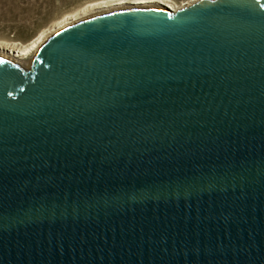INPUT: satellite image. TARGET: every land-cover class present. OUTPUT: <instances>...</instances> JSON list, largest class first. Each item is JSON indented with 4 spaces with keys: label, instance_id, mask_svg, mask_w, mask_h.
Masks as SVG:
<instances>
[{
    "label": "water",
    "instance_id": "1",
    "mask_svg": "<svg viewBox=\"0 0 264 264\" xmlns=\"http://www.w3.org/2000/svg\"><path fill=\"white\" fill-rule=\"evenodd\" d=\"M0 264H264V0L111 11L0 57Z\"/></svg>",
    "mask_w": 264,
    "mask_h": 264
},
{
    "label": "rangeland",
    "instance_id": "2",
    "mask_svg": "<svg viewBox=\"0 0 264 264\" xmlns=\"http://www.w3.org/2000/svg\"><path fill=\"white\" fill-rule=\"evenodd\" d=\"M91 1L96 0H0V41L29 43L50 33L64 15Z\"/></svg>",
    "mask_w": 264,
    "mask_h": 264
},
{
    "label": "bare ground",
    "instance_id": "3",
    "mask_svg": "<svg viewBox=\"0 0 264 264\" xmlns=\"http://www.w3.org/2000/svg\"><path fill=\"white\" fill-rule=\"evenodd\" d=\"M195 0L180 2L178 0H96L86 3L85 5L72 10V12L64 15L57 20L53 25V30L50 33L41 35L39 38L29 43H17L0 41V57L7 58L24 67L31 66L34 61L33 55L39 50L43 42L55 30H60L68 25L79 22L81 20L117 10L129 8H155L166 6L171 10H177L180 7L187 5ZM31 56V57H30ZM35 56V55H34Z\"/></svg>",
    "mask_w": 264,
    "mask_h": 264
}]
</instances>
